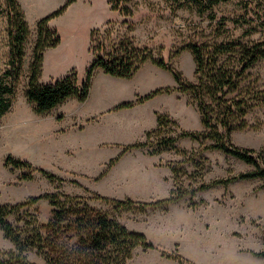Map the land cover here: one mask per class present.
Masks as SVG:
<instances>
[{
  "label": "rangeland",
  "instance_id": "374dc122",
  "mask_svg": "<svg viewBox=\"0 0 264 264\" xmlns=\"http://www.w3.org/2000/svg\"><path fill=\"white\" fill-rule=\"evenodd\" d=\"M65 1L16 0L28 25L29 35L24 44L25 56L20 77L13 88L11 106L0 119V179L6 177V172L10 179L13 176L16 177L17 183L31 182L36 177L43 178L52 191L39 195L64 193L70 197H78L79 199L73 200L61 198L59 206L71 208L72 211H80L81 214L86 211L85 213L93 217L98 213L105 214L127 230L144 234L163 257L171 254L180 255L191 264H262V260L253 256L252 253L259 251L263 245L264 189H259V187L264 181L260 179L238 180L228 186H216L212 189L191 193L190 191H195L199 186L208 184L211 180L236 176L240 172L251 171L253 166L220 151L205 149L204 147L210 144L209 141H203L201 146L200 143L189 138L179 139L175 143V149L152 155L160 151V139L176 137L183 131L179 125L167 124L152 136L146 148L141 149L143 155L152 156L151 159L159 165L160 170L168 172L172 186L167 197L141 203H154L166 199L171 192L175 194L181 191L188 192L172 205L117 210L114 204L93 199V195L97 193L82 187L77 182L80 178L74 174L64 177L57 176L63 180V183L50 182L38 172L33 173L31 180H19V176L27 170L4 167L3 160L7 155L20 157L18 159L21 160L34 158L33 152L20 144L14 136L12 121H7L12 119V115H34L35 113L25 93L30 75L32 53L37 40L36 26L42 18L61 8ZM127 6L129 13L120 14L111 11L108 0H76L67 6L63 13L52 18L48 26L56 31L60 44L55 48L44 50V65L39 83H53L58 78H63L72 72L81 81L85 78L93 59L90 45L95 46L102 43L108 53L120 42L131 39L144 54H150L157 60L167 61L185 81L194 85L197 83V76L195 75V63L187 48L189 44L234 42L250 46L264 41V0H226L217 3L206 13H201L196 5L186 0L177 2L175 0H130ZM11 15L8 0H0V76L8 67L7 32L8 19ZM222 57L224 74L232 76L240 83L237 89L225 95L226 111L227 107L231 106V110L235 112V117L231 119L235 127L230 133L231 142L241 148L254 150L263 148L264 150V59L248 68L244 75L238 76L237 73L240 72L241 66L239 53L233 52ZM152 67L160 70L159 77L150 71L149 68ZM168 73L152 64V66L144 65V68L142 66L132 78L120 79L106 75L97 69L86 101L79 103L75 99H68L50 112L49 115L58 120L64 115L65 120L62 124L74 120L79 123L78 125L85 126L81 139L82 141L87 140L89 149L87 163H83L84 167L81 171L88 175L95 174L99 170L101 173L104 172L110 160L118 157L125 147L115 143L99 146L97 149L93 148L97 144L94 119L98 118L99 112L103 110V100L110 98L112 101L128 102L153 90L165 88L162 86H167L170 81H173L172 78L169 79ZM186 97L188 103H194L191 97L188 98L189 95ZM206 101L215 107L216 113L219 111L215 103L210 100ZM242 101L244 103L241 104V109L246 108V104L248 105L246 109L248 112L245 116H241L239 110H235L236 103H242ZM117 105L118 103L114 106ZM196 111L195 104V131H202ZM7 115L11 117L3 121L2 119ZM17 117L14 116L13 122ZM99 134L103 136V142L114 143L111 140L116 139V134L110 128L103 127ZM99 134L97 135L98 145L102 141ZM78 154V151L73 152L71 159H83ZM126 155L120 158L141 159L140 156L134 157L130 153ZM130 167L131 162L122 165L121 170L125 171ZM101 173L96 178L87 179L91 182L90 187L103 186V183L93 184L105 175L101 177ZM38 185L41 188L42 184L38 183ZM77 190H80V193L74 194ZM31 197L36 196H30L27 199ZM125 199L130 198L123 200ZM46 202L49 204L48 201ZM36 204L22 210L27 211V215L20 222L17 220V215L10 214L9 220L7 217L10 224L24 230V238L33 235L36 227L42 224L39 222L40 213ZM50 207L52 212L55 208ZM51 217L52 213H50ZM74 220L75 215L71 212L65 222L67 230L59 235H51L45 230L40 232L45 238L40 243L44 253L58 258L61 253L75 249L79 235L83 231L78 230ZM160 245L166 246L168 248L166 251L172 248L173 250L170 254L166 253L161 250L163 247ZM25 254L30 262L47 264L35 248H30Z\"/></svg>",
  "mask_w": 264,
  "mask_h": 264
},
{
  "label": "trees",
  "instance_id": "16d2710c",
  "mask_svg": "<svg viewBox=\"0 0 264 264\" xmlns=\"http://www.w3.org/2000/svg\"><path fill=\"white\" fill-rule=\"evenodd\" d=\"M75 1L66 0L61 8L42 18L37 23V40L32 53L30 75L25 93L27 101L33 105V111L36 114H46L68 99H75L79 103L86 101L90 93L92 78L97 69L114 78L129 79L146 62L150 61L151 64L171 73L177 87H165L153 90L144 96L137 97L133 101L122 102L115 106L113 110L131 108L157 95L167 94L175 90L185 93L192 98L196 104L197 112L200 115V125L203 129L202 131H181L176 137L160 139L159 144L161 145V149L156 153H152V155H158L162 151L175 149V143L179 139L189 138L197 141L201 146L203 141H209L210 144L206 145L204 147L205 149L220 151L227 156H231L249 166H253L251 171L240 172L238 175L232 177L211 180L208 184L199 186L195 191H190L191 193L209 188L212 189V187L216 186H228L229 184L238 182V180L252 181L254 179H260L264 181L263 148L260 150L241 148L231 142L230 133L235 129L231 119L235 117V112L231 110V106L227 107L226 111L225 95L237 89L240 83L235 81L232 76H226L224 74L222 63L223 55L238 52L241 66L240 72L237 75H244L248 68L258 63L261 59H264V41H259L250 46L234 42L228 44H189L187 48L195 63V75L197 76V83L194 85L185 81L181 74L174 70L167 61L157 60L150 54H144L131 39L120 42L115 49L108 53L105 51L102 43L95 46L90 45L93 59L83 80L79 81L76 74L72 72L63 78H58L53 83L41 84L39 83V78L42 72V66L44 65V50L55 48L60 44V38L57 36L56 31L48 26V23L52 18L63 13L67 6ZM175 1L177 2L179 0ZM186 1L196 5L201 13H206L213 6L217 5V3L219 4V2L226 0ZM129 2L130 0H108L111 11L120 14L129 13L127 6ZM8 3L12 12V15L8 19L7 32L9 60L8 67L0 76V119L8 112L11 106L13 88L20 77L25 56L24 44L29 35L28 25L24 20V16L16 0H8ZM237 48L239 49L237 50ZM206 100L215 103L219 111L216 113L215 107L208 104ZM243 103L242 101V103L234 104L235 110H239L241 116H245L248 112L246 110L248 108L247 104L245 105L246 108L241 109V104ZM167 124L178 126L168 115L157 114V128L146 133L145 141L123 147L120 155L133 149L146 148L152 136ZM120 155L110 160L107 169L113 166L117 159L120 158ZM3 161L4 167L6 168L27 170L26 173L19 176V180H31L33 173L38 172L50 182L63 183L62 179L54 174L34 167L28 161L15 158L11 155H7ZM107 169L100 174L101 177ZM259 189H264V183ZM187 194V191H181L176 194L171 192L168 198L154 203L134 202L130 199H109L99 194H94L93 199L114 204L117 210H131L137 207L145 209L147 206L172 205ZM61 198L64 200L79 199L78 197H70L64 193H50L31 197L15 205L0 203V228L5 239L12 242L14 246L12 252L0 251V264H35L30 262L25 254L30 248H35L47 264H126L132 257L133 249L136 247H142L145 250L156 248L147 240L144 234L127 230L116 220L108 218L105 214L98 213L93 217L85 213L86 211L81 214L80 211H72L71 208L59 206ZM40 200L48 201L55 208L51 212L52 217L46 224L38 225L33 235H28V237L26 236L24 238V230L10 224L7 217L10 214L17 215V220L20 222L27 215V211L23 212L22 210L36 204ZM71 212L75 215L74 224L83 233L79 235L78 243L74 250L63 252L58 258L51 257L42 251L43 249L40 243L45 238L40 232L45 230L51 235H59L67 230L65 222L68 214ZM262 244V248L252 254L260 258L262 264H264V239ZM166 257L177 260L180 264H191L180 255L171 254Z\"/></svg>",
  "mask_w": 264,
  "mask_h": 264
},
{
  "label": "crops",
  "instance_id": "0c3cea01",
  "mask_svg": "<svg viewBox=\"0 0 264 264\" xmlns=\"http://www.w3.org/2000/svg\"><path fill=\"white\" fill-rule=\"evenodd\" d=\"M144 65L152 66L151 63L147 62ZM153 68H149L150 71L159 77L160 70ZM168 77L169 79H173L169 73ZM162 87L176 88L177 86L173 79L167 86ZM186 95L174 90L167 94L157 95L131 108L119 110H113V108L116 103L120 104L119 102L121 101H112L110 98L103 100V110L99 112L98 118L94 119L95 123L93 125H95L97 144L93 148L97 149L99 146L115 143L118 146H127L145 141L146 133L157 128V114L168 115L183 131H195V103H188ZM50 112L43 115L36 113L34 115H12V119L8 121L7 118L11 116L7 115V117H4L5 119H2L7 122L12 121L11 126L14 127V136H16L18 142L33 152L34 158L29 157L22 160H26L34 166L59 177L74 174L80 178L77 182L82 187L109 199L123 200L128 197L134 201L144 202L168 196L172 187L168 172L160 170L158 168L159 165H156L154 159H151L152 156L143 155L141 149H133L131 152L129 151L120 155L123 158L127 156L126 154L130 153L134 157L140 156L141 159H118L101 179L93 182L94 185L103 183V186L90 187L91 182L87 179L96 178L101 173V170L89 175L81 171L84 167L83 163H87L88 159L86 158L88 157L89 149L87 140L84 139L82 141L81 139L83 138L81 133L85 130V126L78 125L79 123L74 120L62 124L65 120L64 115L62 119L58 120L49 115ZM14 116L18 117L13 122ZM198 116L200 123L199 113ZM103 127L110 128L116 134V139L111 140L114 143L103 142V136L99 134V131ZM98 134L102 137L99 145ZM77 151L79 152L78 156L83 159H71L73 152ZM121 152L122 150L119 154ZM129 162H131L130 169L122 171L121 166ZM38 183L42 184L41 188ZM51 191L52 188L47 181L40 177H36L31 182L17 183L16 177L13 176L10 179L8 172H6V177L0 179L1 204H15L24 201L30 196H37ZM79 193L80 190L74 191V194ZM67 194L71 193L67 192ZM36 206L40 213L39 222L46 224L50 218L51 205L49 206L46 201H40ZM160 247H163L161 250L169 254L173 250L172 248V250L166 251L168 248L163 245H160ZM13 249L12 242L5 239L0 228V251H12ZM126 264H179V262L163 257L155 249L143 250L137 247L133 251V257Z\"/></svg>",
  "mask_w": 264,
  "mask_h": 264
}]
</instances>
